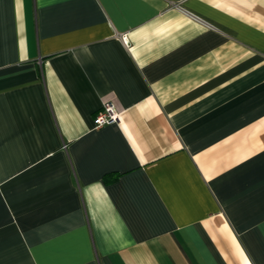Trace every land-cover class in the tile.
I'll return each mask as SVG.
<instances>
[{"label": "crops", "instance_id": "1", "mask_svg": "<svg viewBox=\"0 0 264 264\" xmlns=\"http://www.w3.org/2000/svg\"><path fill=\"white\" fill-rule=\"evenodd\" d=\"M0 264H264V0H0Z\"/></svg>", "mask_w": 264, "mask_h": 264}, {"label": "built area", "instance_id": "2", "mask_svg": "<svg viewBox=\"0 0 264 264\" xmlns=\"http://www.w3.org/2000/svg\"><path fill=\"white\" fill-rule=\"evenodd\" d=\"M122 40L125 41V35L121 36ZM119 118V112L115 108L112 102H106L97 111L94 122L95 126L99 127L104 124H110L116 122ZM65 146V145H64Z\"/></svg>", "mask_w": 264, "mask_h": 264}]
</instances>
